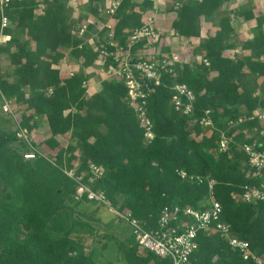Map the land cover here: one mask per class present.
<instances>
[{
  "label": "trees",
  "instance_id": "16d2710c",
  "mask_svg": "<svg viewBox=\"0 0 264 264\" xmlns=\"http://www.w3.org/2000/svg\"><path fill=\"white\" fill-rule=\"evenodd\" d=\"M131 1L120 0L113 15L114 38L119 44H124L128 31L142 26L145 12L155 9L154 0H141L133 4L135 9H130ZM225 1L186 0L178 8L172 6L169 10L176 13L172 30L179 36L199 37L200 18L214 15ZM86 2L89 15L103 23L100 9L106 0ZM42 4L37 12L35 0H11L5 10L9 26L3 33L10 38L0 43V93L23 105L18 113L21 127L30 131L39 116H45L49 136L43 142L47 148L57 149L54 164L48 162L61 172L64 165H77V174L85 172L90 162L101 165L103 175L94 181L93 189L102 191L112 207L130 211L150 226L165 208H203L208 179H213V193L222 206L220 220L229 224L233 235L248 241L251 250L264 255V201L247 203L233 195L244 186L259 185L260 178L253 174L242 145L255 141L264 149V126L257 118L232 127L227 124L240 116L249 117L257 108L264 110V95L255 92L259 79L264 82V17L255 15L247 5L236 10L246 20H255L253 37L241 44L245 53H227L235 44L228 42L232 28L225 15L194 45V59L175 62L171 72L162 73L161 83L147 101L154 133L147 142L126 104L121 80H101L100 89L87 94L84 84L95 73L86 69L94 66L98 54L74 31L87 22L86 36L101 38L106 27L97 26L88 16L73 15L67 0H42ZM145 44L138 41L132 52ZM4 54L12 66L10 71L1 68ZM67 55L80 60L79 68L62 77L53 65ZM109 65H116L110 57L104 67ZM174 83H184L193 91L192 114L170 106ZM48 87L51 94L46 93ZM207 109L213 126L205 129L199 120ZM222 132L231 136L225 151L219 148ZM66 134L69 139L62 146L56 136ZM16 140L15 131L0 128V264H95L92 251L68 232L58 237L52 234L50 222L70 207L61 197L62 189L33 176L29 160L11 144ZM180 169L201 181L182 179L177 174ZM62 174L66 189L73 194L75 182ZM87 179L85 175L84 181ZM18 183L16 195L11 194L9 188ZM196 241L197 249L187 264H248L215 231H198ZM123 251L124 263L107 264H170L168 258L138 253L136 244Z\"/></svg>",
  "mask_w": 264,
  "mask_h": 264
},
{
  "label": "built area",
  "instance_id": "2783aa9c",
  "mask_svg": "<svg viewBox=\"0 0 264 264\" xmlns=\"http://www.w3.org/2000/svg\"><path fill=\"white\" fill-rule=\"evenodd\" d=\"M11 0H0V43L6 42L10 36L3 33V29L9 26V19L5 10ZM38 3L37 11L40 12L43 7L42 0H35ZM161 0H154L160 2ZM182 0L174 1V8H178ZM120 4V0H107L104 7L100 9V16L104 19L103 23L94 21L97 26L106 27L101 38L93 35L86 36L87 22H83L75 31L76 37L84 39L88 45L97 52V59L94 66L86 69V72L98 70L101 80L118 79L124 83L126 88L125 101L130 107L138 120L139 126L143 129L145 140L148 142L154 137L153 123L147 114L148 97L155 91V87L161 83L162 73L171 72L170 66L175 62L182 61L179 55L173 50L168 53H162L160 50L152 49L151 43L159 40L160 30L154 24L153 19L148 17L142 21V26L131 29L126 34L124 44H119L114 38V24L116 19L114 13ZM89 14V13H88ZM91 16V15H90ZM174 35H177L172 31ZM182 39V37H180ZM144 40L146 44L142 47L150 49L147 53L132 52V46L138 41ZM110 47V48H109ZM141 49V48H140ZM110 57L116 62V65L104 67L105 60ZM68 60V61H67ZM187 61V60H183ZM80 60H74L66 56L58 65L53 67L59 70L62 77H68L78 71ZM204 64L208 61L204 59ZM92 68V69H91ZM94 70V71H91ZM90 77L84 84L87 94L89 93ZM47 94L52 93V88L48 87ZM195 95L191 89L184 83H174L172 94L169 100L170 106L182 114L190 115L194 111L193 102ZM13 101L2 96V110L4 113L14 115ZM209 110L200 118L199 123L205 128H212L213 123L209 117ZM257 118L264 121V110L255 109L249 117L240 116L237 119L229 120L228 127L237 125L245 119ZM17 142L25 143L28 149L24 148L22 152L23 159H34L42 157L54 164L55 158L47 156L40 149L36 148L32 142L30 134L26 128L19 125L15 130ZM231 136L225 132L221 133L219 141L220 150L225 151L228 148V141ZM21 144V143H20ZM257 142L244 143L242 150L247 156L248 163L253 169V174L260 178L258 186H244L242 192L233 193L236 199L243 200L247 203H256L264 201V149H260ZM62 172L75 182L73 198L80 201L86 198L90 201L102 203L111 207L112 212L122 221L126 222L130 228L136 244L138 253H153L160 258H168L170 264H187L189 256L197 249L198 231H215L224 238L233 251L238 252L242 259L248 264H264V255L257 254L249 247L248 241L232 234L228 223L220 220L222 206L215 198L213 193V179H208V197L204 207L200 209L187 208L179 210L177 207L165 208L161 211L156 224L150 226L146 221L132 216L130 211L120 210L112 207L110 202L100 190H95L92 184L103 175V167L94 162L88 164V168L83 173H76V167L68 168L65 165L61 167ZM177 174L188 181H201L199 176L188 174L185 170L180 169ZM88 179L84 181V176Z\"/></svg>",
  "mask_w": 264,
  "mask_h": 264
},
{
  "label": "rangeland",
  "instance_id": "374dc122",
  "mask_svg": "<svg viewBox=\"0 0 264 264\" xmlns=\"http://www.w3.org/2000/svg\"><path fill=\"white\" fill-rule=\"evenodd\" d=\"M70 10L73 15H85L88 16V20H93L92 16L88 14L86 10L87 0H67ZM175 0H168L167 7L168 10L174 5ZM186 1V0H182ZM130 9H135L133 4H139L141 0H132ZM37 11V10H36ZM167 9L163 13H166ZM171 11V10H170ZM38 12V11H37ZM209 17V16H207ZM169 21V18H168ZM207 22V25H209ZM216 17L211 20V23L216 24ZM204 25V24H203ZM202 25V26H203ZM202 29V36L205 31V25ZM196 41V39L194 38ZM183 44H180V47L176 49V53L179 55L181 60H192L194 57H191V51L196 45V42L191 40H185ZM243 38L236 35L230 36L228 42H232L235 45L239 46L243 42ZM229 52V51H228ZM230 54H235L234 51H230ZM242 53L236 52V55H241ZM197 57H195L196 59ZM68 61V60H67ZM1 68L3 71L11 70L12 66L9 63L7 55H2L1 58ZM92 69V68H91ZM94 71V70H91ZM99 71H94L93 78L96 81L101 79ZM258 85L255 88V92L259 95H264V82L259 79ZM100 89V85L98 86ZM91 95V94H88ZM14 115H9L3 112L2 110V95L0 93V128L7 131H15L18 123V113L23 109L21 104H13ZM38 124L28 130L32 142L35 144L36 148L44 152L47 156L54 157L56 150H51L45 146L43 142L49 136L48 125L45 116H39L37 120ZM264 123V122H263ZM60 145L64 146L67 144L69 136H62L58 138ZM55 158V157H54ZM36 159V160H35ZM45 159V158H44ZM30 164L33 167V176L37 179L43 180L48 186L52 188L62 189V195L64 202L70 207L69 210H65L58 214L57 217H54L50 222V228L52 234L55 237L62 235L65 232H68L71 237L80 241L85 248L89 249L91 252V257L95 264H107L108 262H125L124 256V247L128 248L134 244V238L131 233L130 226L120 220L111 210V207L102 203L93 202L90 200L82 199L76 201L73 198V194L66 189V179L63 178L62 172L54 167L48 160L34 158L29 160ZM76 164V163H75ZM77 165H75L76 167ZM18 184L14 187H10L9 191L11 194L16 195ZM3 192H6V189H3ZM74 221H77L75 223ZM99 240V241H98ZM98 242L99 246H96L91 249L93 242ZM123 246V247H122Z\"/></svg>",
  "mask_w": 264,
  "mask_h": 264
},
{
  "label": "crops",
  "instance_id": "0c3cea01",
  "mask_svg": "<svg viewBox=\"0 0 264 264\" xmlns=\"http://www.w3.org/2000/svg\"><path fill=\"white\" fill-rule=\"evenodd\" d=\"M167 2L168 0H161L160 2H156L155 9L145 12L142 16V21L146 20L148 17L152 18L154 24L159 28L160 39L155 45H153L154 47L152 46L153 47L152 49L160 50L162 53H168L173 51L174 48L180 47V44L184 43V41H182L183 39L188 41L191 40L192 42L198 43L199 41L205 38V32L208 28L211 29L215 28V25L211 23V20L214 17H216V21H218L221 16H225V15L230 18L229 25L232 28L231 36L234 37L238 35L242 37L244 41L250 40L254 35L255 20L254 19L246 20L243 16L237 14L236 10L241 5H247L252 9L255 15H261L264 17V0H227L219 7V9L214 13V15L200 18L201 25L204 24L206 28L203 33L204 36H202L203 31L201 29V34L199 37L187 38L184 36L174 35L172 33L173 30L171 24L174 18L176 17V13L173 10L171 11L168 10ZM166 9H167L166 13H163L164 10ZM208 21H210L209 25H207ZM204 25L202 26V28L204 27ZM216 28L219 27L216 25ZM180 37H182V39H180ZM194 38L196 39V41L194 40ZM150 49L151 48L149 49L141 48L139 49V52L147 53V51H150ZM228 51L229 52L234 51L235 53L240 52L242 54L245 53V51L242 50L241 45L239 46L235 45L234 48H229ZM228 51L227 53L229 54ZM89 84H90L89 93H94L99 90L98 86L100 84L97 83V81L94 78L91 80ZM263 122L264 121L262 122L260 121L262 126H264ZM66 135L69 136V134ZM62 136L64 135H57L56 139L59 140L58 138H61Z\"/></svg>",
  "mask_w": 264,
  "mask_h": 264
},
{
  "label": "water",
  "instance_id": "95a60500",
  "mask_svg": "<svg viewBox=\"0 0 264 264\" xmlns=\"http://www.w3.org/2000/svg\"><path fill=\"white\" fill-rule=\"evenodd\" d=\"M12 146H14L15 148L19 149L20 151H24V147L22 144H20L19 142L17 141H12ZM95 244L96 246H99V243L98 242H93V244L91 245V249H93L95 247Z\"/></svg>",
  "mask_w": 264,
  "mask_h": 264
}]
</instances>
